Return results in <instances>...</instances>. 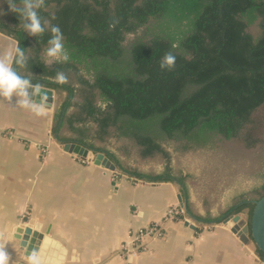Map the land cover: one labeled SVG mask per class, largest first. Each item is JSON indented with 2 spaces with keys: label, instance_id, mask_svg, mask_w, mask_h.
Masks as SVG:
<instances>
[{
  "label": "trees",
  "instance_id": "1",
  "mask_svg": "<svg viewBox=\"0 0 264 264\" xmlns=\"http://www.w3.org/2000/svg\"><path fill=\"white\" fill-rule=\"evenodd\" d=\"M37 11L46 30L29 36L19 14L0 0V32L25 51L20 74L62 95L53 114L56 140L77 141L114 159L107 144L115 138L124 141L118 149L134 147L141 158L166 164L175 152L207 148L229 161L249 156L253 173L260 171L264 0H45ZM51 25L61 29L67 62L45 63ZM167 52L175 55V66L161 70ZM57 71L68 83L54 82ZM102 101L105 110L97 106ZM117 168L145 181L173 180L122 162ZM177 179L184 182L182 175ZM212 192L202 200L205 215L187 199L188 212L178 208L174 217L190 213L211 223L244 212L248 222L253 204L238 202L258 199L264 182L217 215L209 211L217 199Z\"/></svg>",
  "mask_w": 264,
  "mask_h": 264
},
{
  "label": "crops",
  "instance_id": "2",
  "mask_svg": "<svg viewBox=\"0 0 264 264\" xmlns=\"http://www.w3.org/2000/svg\"><path fill=\"white\" fill-rule=\"evenodd\" d=\"M15 47L0 32V52ZM60 99L54 91L46 115L36 116L0 98V233L14 260L15 230L28 225L42 234L48 264H264L229 225L170 215L184 199L173 183L134 184L100 160L63 150L50 133ZM150 224L159 232L139 233Z\"/></svg>",
  "mask_w": 264,
  "mask_h": 264
},
{
  "label": "rangeland",
  "instance_id": "3",
  "mask_svg": "<svg viewBox=\"0 0 264 264\" xmlns=\"http://www.w3.org/2000/svg\"><path fill=\"white\" fill-rule=\"evenodd\" d=\"M46 59H48L47 56ZM53 126L54 118L52 119L50 127L51 135H55ZM110 140L111 141L107 144V148L114 154L112 157L118 163L122 162L126 166L134 167L147 173L156 172L170 175L173 180H159L153 182L173 183L179 188L182 195H184V193L186 194V198L192 201L197 207L198 212L203 215H205L206 212L204 208H202V200H204V196L208 191L211 192L213 190L210 194L214 193L217 195L216 202L209 210L211 215H217L219 208L229 205L233 198L240 194H245L264 182V163L261 165L258 173H253V167L251 168L250 166L252 165V161L248 159L250 158L249 156H245L247 158L237 157L229 161L227 157L221 156L217 151L213 152L207 148H199L175 152L174 156L170 159L168 164H166L163 160L159 159L146 160L145 158H141L140 155L134 151V147L128 152L123 149H118L117 146L124 143V141L122 142V140L120 141L115 138H111ZM60 143L61 142H58V144ZM115 174L119 178L125 177L129 179L134 184L151 182L138 179L134 176H128L124 174L123 170L120 168L115 169ZM179 175L184 176L183 183L177 179ZM178 208L185 211L183 207ZM178 208H174L175 212L178 211ZM174 209H171L173 213H175ZM177 220L190 221L184 214L180 218H177Z\"/></svg>",
  "mask_w": 264,
  "mask_h": 264
},
{
  "label": "clouds",
  "instance_id": "4",
  "mask_svg": "<svg viewBox=\"0 0 264 264\" xmlns=\"http://www.w3.org/2000/svg\"><path fill=\"white\" fill-rule=\"evenodd\" d=\"M45 0H21L22 7H17L14 0H7L9 10L18 13L20 27L29 36L42 35L46 30V24H42L38 14V9L44 5ZM118 23L114 20L112 25ZM51 37L48 39V47L45 51L48 60L45 63L67 62L69 55L64 49L63 34L58 25H51ZM28 58L25 51L20 46L0 52V98L7 100L13 105L29 109L36 116L46 115L48 107V92L39 83H33L32 77L23 76L18 71L19 68L27 66ZM176 57L172 52L164 54L160 60L161 70H171L175 66ZM15 65V67H14ZM54 82L58 84L68 83V78L63 71H57ZM108 102H98L97 106L101 110L107 108ZM17 229L15 230V234ZM22 236V233H21ZM10 240H6L0 233V264H48L45 257L41 254L40 247L28 252L27 248L18 252L14 260L8 251ZM60 247L58 244L54 245Z\"/></svg>",
  "mask_w": 264,
  "mask_h": 264
},
{
  "label": "water",
  "instance_id": "5",
  "mask_svg": "<svg viewBox=\"0 0 264 264\" xmlns=\"http://www.w3.org/2000/svg\"><path fill=\"white\" fill-rule=\"evenodd\" d=\"M42 87L48 92V105H50L53 100L54 90L45 86ZM61 145L63 150L69 153L77 154L82 157H85L84 155L87 154L91 160H100L106 167L110 169H116L118 167V163L115 162L114 159L107 156L105 153L93 152L91 149L77 141H65L61 142ZM183 196L184 199H182L181 201V206L185 211H187L188 209L186 204V194L184 193ZM242 202H251L253 204L248 222L247 216H245V218L239 223H235L233 221V218H236L239 213L228 214L220 222L229 225L230 230L236 233L242 242H251L254 248H257L264 254V192L258 199L243 200L238 202V204ZM188 214L191 215L190 213ZM16 237L19 239L20 250L23 248H25L24 250H26L27 248L28 252H30L34 248L36 250L38 249L42 234L32 229L28 225H23L17 228Z\"/></svg>",
  "mask_w": 264,
  "mask_h": 264
},
{
  "label": "built area",
  "instance_id": "6",
  "mask_svg": "<svg viewBox=\"0 0 264 264\" xmlns=\"http://www.w3.org/2000/svg\"><path fill=\"white\" fill-rule=\"evenodd\" d=\"M174 212H175V209H174ZM169 213H170V215H174L176 212L173 213L171 211ZM145 232L147 234L158 233L159 232V228H158V226H156V224H150V225L146 226L144 229H140L139 230V233L142 234V235H144Z\"/></svg>",
  "mask_w": 264,
  "mask_h": 264
}]
</instances>
